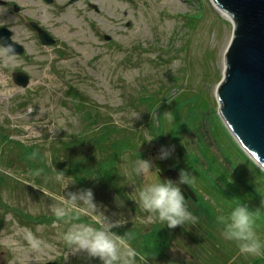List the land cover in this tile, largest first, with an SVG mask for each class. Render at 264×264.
I'll use <instances>...</instances> for the list:
<instances>
[{"label": "rangeland", "instance_id": "374dc122", "mask_svg": "<svg viewBox=\"0 0 264 264\" xmlns=\"http://www.w3.org/2000/svg\"><path fill=\"white\" fill-rule=\"evenodd\" d=\"M58 1L47 20L59 38L54 49L44 47L26 59L0 50V262L102 264L86 253L64 259L61 236L70 226L53 213L60 197L91 188L96 211L109 223L125 221L112 231L134 232L147 264H168L167 258L178 264L171 241L162 249L151 235L162 223L133 199L141 181L124 176L139 155L162 171L186 170L215 219L203 224L208 235L199 239L186 224L177 241L196 238L202 250L197 264H262L225 241L217 221L237 202L255 210L264 200V170L218 112L231 20L212 0ZM21 66L30 78L25 88L11 76ZM167 112L175 117L171 123ZM149 136L156 137L139 147ZM161 145H174L168 159L157 158ZM32 151L41 154L35 161L26 158ZM35 168L44 172L33 178ZM53 168L65 172V184L69 176L78 179L62 187ZM82 222L91 223L87 217ZM257 224L262 236L264 217Z\"/></svg>", "mask_w": 264, "mask_h": 264}, {"label": "clouds", "instance_id": "9594fccd", "mask_svg": "<svg viewBox=\"0 0 264 264\" xmlns=\"http://www.w3.org/2000/svg\"><path fill=\"white\" fill-rule=\"evenodd\" d=\"M166 118L169 123L175 119L171 112H167ZM155 137L145 138L139 147L145 142L150 144ZM174 150V145H161L157 158L168 159ZM40 155L39 152L32 151L26 158L35 161ZM52 170L55 173V181L62 187L78 179L76 176H69L70 180L65 184V172L56 171L54 168ZM161 171L159 166L153 167L151 161L142 159L139 155L129 161L124 176L132 183L141 181L133 199L145 212L154 214L168 229L196 224L199 217L190 210V202L182 191V186L190 182L188 172L181 169L177 179L172 180L162 179ZM43 172L44 168H35L30 170L29 175L35 178ZM150 176L156 179L144 183V179ZM116 200L117 206H122L123 201L119 197H116ZM261 203V208L252 210L247 204L237 202L230 211L217 216L218 223L222 225V238L234 242L240 253L257 259L264 258V237L257 230V221L264 217V200ZM96 209L97 204L91 188L69 192L67 197H60L58 205L53 209L54 217L57 222L70 226L61 236L67 249L64 259L86 253L89 258H99L102 264H147L149 256L133 243L136 239L134 232L128 231L120 235L112 231L125 221L120 219L109 223L108 218ZM83 217H87L91 223L82 222Z\"/></svg>", "mask_w": 264, "mask_h": 264}, {"label": "water", "instance_id": "95a60500", "mask_svg": "<svg viewBox=\"0 0 264 264\" xmlns=\"http://www.w3.org/2000/svg\"><path fill=\"white\" fill-rule=\"evenodd\" d=\"M212 1L230 15L232 22L225 68L217 85L218 112L240 147L264 170V0ZM39 32L44 44L54 42L45 31ZM1 45L10 54L23 52L21 45L11 41L8 34L1 40ZM13 82L25 87L29 77L16 72ZM178 174L177 169L168 168L160 176L176 180ZM182 191L185 197L190 195L195 199L188 184L182 186ZM0 264L5 262L2 260Z\"/></svg>", "mask_w": 264, "mask_h": 264}, {"label": "flooded vegetation", "instance_id": "af4514ba", "mask_svg": "<svg viewBox=\"0 0 264 264\" xmlns=\"http://www.w3.org/2000/svg\"><path fill=\"white\" fill-rule=\"evenodd\" d=\"M73 1L75 2L77 0H64L60 2V4L65 5ZM58 2V0H0V50H2L7 56L26 59L30 56V53L38 55V53L41 52L42 48L44 47H52V49H54L59 44V38L57 31L54 29L53 22H47V20H49L50 16L48 12L52 14L55 13L53 10H50V8H55ZM62 5H60V7L58 6V8H62ZM40 30L45 31L47 35H49V37L54 40V42L48 45L44 44L39 37ZM7 34L11 41L21 45L23 49L21 54H10L2 47L1 40L4 39ZM29 42L33 45L31 52L28 50L27 44ZM16 72H24L23 66L11 71L12 80L13 73ZM169 168L175 167L170 166ZM166 169L168 168H165L164 170ZM138 182L140 181L137 180L136 183ZM188 185L195 193V199H193L190 195H187L186 199H188L190 202V210L195 216L199 217V221L194 225H190L191 227L189 230L193 232L195 236L197 235L196 237L200 239L203 234L208 235V231L203 228V224L207 225L209 220L211 222L212 220L215 221V219H213L210 213L207 211L206 204L203 202L198 191L190 182ZM185 230L186 229L184 226H177L175 229H168L164 226L163 228H153L151 235H154L153 239L157 240V244L161 246L162 249L166 247V244L168 246L169 242L171 241L169 247L172 245V249L176 250L175 254L178 255V264H180L182 261H187L189 264H197V252H201L202 250L195 242L196 238H193L192 240L189 239L190 243L186 244H180L177 242L181 237H185ZM169 234H172V236L169 237ZM160 235L163 240L162 242L159 241ZM173 235L175 236V239L173 238ZM262 237H264L263 233ZM261 260L262 264H264V258ZM167 263L174 264L172 259L169 258H167Z\"/></svg>", "mask_w": 264, "mask_h": 264}, {"label": "bare ground", "instance_id": "6f19581e", "mask_svg": "<svg viewBox=\"0 0 264 264\" xmlns=\"http://www.w3.org/2000/svg\"><path fill=\"white\" fill-rule=\"evenodd\" d=\"M217 10L221 14V16L231 19L230 15L227 12H225L224 10L219 9V8H217Z\"/></svg>", "mask_w": 264, "mask_h": 264}, {"label": "trees", "instance_id": "16d2710c", "mask_svg": "<svg viewBox=\"0 0 264 264\" xmlns=\"http://www.w3.org/2000/svg\"><path fill=\"white\" fill-rule=\"evenodd\" d=\"M76 164H80V162H78V163H76ZM72 166H74V165H72ZM79 166H81V165H79Z\"/></svg>", "mask_w": 264, "mask_h": 264}]
</instances>
